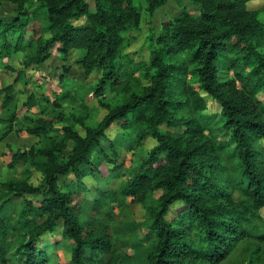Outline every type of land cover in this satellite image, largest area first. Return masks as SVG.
<instances>
[{
    "label": "trees",
    "instance_id": "16d2710c",
    "mask_svg": "<svg viewBox=\"0 0 264 264\" xmlns=\"http://www.w3.org/2000/svg\"><path fill=\"white\" fill-rule=\"evenodd\" d=\"M93 1L92 9L87 0H0L16 7L13 17L0 20V62H7L3 70L14 75L13 84L0 90L5 94L0 143L17 124L16 105L8 112L16 99L14 86L27 85V72L43 66L55 51L63 63L71 54L82 53L78 63L85 74H101L94 90L97 98L109 86L138 83L134 76L143 68L149 81L140 93L129 92L117 107L102 102L108 114L96 127L86 126L87 116L75 119L85 136L62 126L63 135L41 149L12 151L9 160L4 156L8 169L23 165L26 178L9 179L0 188V264H41L45 256L36 245L60 222L71 248L70 264H119L104 235L84 232V198L73 200L74 187L82 192L91 189L82 182L85 177L104 178L103 161L112 160L101 141L108 140L111 147L119 142L107 137L114 126L137 146L151 134L157 144L127 182L117 191L101 192L91 207L101 211L110 201L120 204L129 198L143 205L151 223L148 263L222 264L252 233H263L257 240L264 242V53L260 51L264 24L259 13L248 8L253 0H189L200 15L184 12L152 36L150 68L133 62L120 65L131 44L127 35L141 26L140 4ZM145 1L151 16L168 2ZM30 3L32 10L27 7ZM14 56H21L18 68L8 64ZM201 93L221 104L231 145L219 143L213 121L202 116L208 105ZM69 99L67 92L57 98L56 111ZM84 109L87 115L88 108ZM45 115L27 118L29 136L47 137L55 126L66 123L61 112L52 118ZM163 127L164 133L159 130ZM34 171L43 175L40 187L29 183ZM68 177L75 181L62 186L61 180ZM12 199H21L14 219L25 242L9 256V235L17 230L6 212ZM177 203L184 207L167 220ZM96 256L101 259L95 261Z\"/></svg>",
    "mask_w": 264,
    "mask_h": 264
},
{
    "label": "rangeland",
    "instance_id": "374dc122",
    "mask_svg": "<svg viewBox=\"0 0 264 264\" xmlns=\"http://www.w3.org/2000/svg\"><path fill=\"white\" fill-rule=\"evenodd\" d=\"M91 8H94V1L87 0ZM142 7V22L138 31L128 34L131 44L125 49L123 58L120 60V65H129L131 62L135 64H144L147 68L151 67V43L152 36L159 35L166 24L173 22L184 12L199 16L200 10L189 2V0H168L166 6L160 9L154 16L148 12V5L145 0H136ZM28 10L34 8V4H28ZM15 6L10 3L0 4V20H9L15 15ZM248 8L250 11L259 13V20L264 24V0H253ZM264 53V48L260 50ZM82 53L71 54L68 61L63 63L59 56H55L45 67L44 78L48 79L47 83L43 81L28 82V85L21 87L16 91V102L8 106L12 111L17 110L16 135L12 140V145L7 149L6 160L12 151H27L32 147L41 149L48 145L51 140L57 136L63 135L59 133L62 126L72 127L75 132L85 136V130L78 125H75V119L87 116L85 124L87 127H96L108 114L103 104L117 107L122 104L130 94L129 92L140 93L142 88L149 85L146 76L145 68L135 74L134 78L138 83L131 80L124 87H107L104 96L97 98L94 90L97 88L101 80L100 73H94L87 76L79 65ZM21 56H14L8 61L10 66L18 68V61ZM176 63V61H174ZM7 62H0V69H3ZM66 66V67H65ZM8 79L3 77L0 80L2 89L9 85V79L14 78L11 73L7 74ZM225 79L226 76H221ZM24 85V84H22ZM1 89V90H2ZM70 95V99L61 103V108L56 111L53 102L66 94ZM201 96L207 102L208 109L202 116L209 118L213 134L218 138L221 144H230L232 135L223 127L221 104L214 98L201 93ZM29 97L31 100L29 103ZM16 105V107H14ZM84 106L88 108L86 111ZM52 118L56 112H61L66 116V123L55 126L51 134L47 137L34 138L26 133L28 126L27 118L37 119L41 113ZM3 112L0 118L5 115ZM163 133L166 132V127L159 129ZM107 137L111 140L119 139L113 147L110 146L108 140L101 141V146L104 153L109 156L112 163L103 161L101 166V174L104 178L85 177L82 182L86 184L88 191L73 188L74 203L79 201V196H82L86 201L83 204L82 210H86L81 216V221L84 225V232L90 233L93 236H105V240L111 244V248L116 250L119 259V264H150L148 263V251L151 247L150 240V225L149 214L145 207L141 204H134L132 199L123 200L120 204L113 201L106 203L101 211L93 210L91 203L100 198V193L103 191H117L120 185L129 180L130 172L138 168L144 161L148 160L152 150L156 147L157 138L154 135H149L144 142L137 146L132 143V138L124 133L119 126H114L108 132ZM4 158V157H3ZM9 160V159H8ZM110 170H116L109 173ZM23 168L16 165L14 170L8 169L4 160H0V188L9 179H25ZM73 177L62 179L60 184L65 186L73 181ZM75 181V180H74ZM43 182V175L33 172L29 179V183L34 187H40ZM159 194H157V197ZM28 200L32 197L27 196ZM21 199H12L7 206V214L10 216L11 222L15 225V218L18 215ZM183 204L177 203L167 215V220L174 218L182 208ZM179 214H182L181 212ZM178 216V215H177ZM264 218V209L262 210ZM63 222H60L54 232L45 235L39 240L36 245L37 250H42L45 260L41 264H70L71 248L69 240L64 235L62 227ZM16 231L9 235V256L14 254L16 250L25 241L24 232L19 225ZM263 233H252V237L237 245L236 249L231 254L230 258L222 264H264V242L257 240L258 236ZM20 237V238H19ZM24 237V238H23ZM26 238H28L26 236ZM90 253H88L89 256ZM107 258V257H106ZM99 256L95 257V261L100 260ZM105 260V258H103ZM201 264V263H194Z\"/></svg>",
    "mask_w": 264,
    "mask_h": 264
},
{
    "label": "crops",
    "instance_id": "0c3cea01",
    "mask_svg": "<svg viewBox=\"0 0 264 264\" xmlns=\"http://www.w3.org/2000/svg\"><path fill=\"white\" fill-rule=\"evenodd\" d=\"M76 54H77V52H76ZM58 56V54H57V51H55L54 52V55L52 56V58L47 62V63H45L43 66H41L40 68H38V69H34V70H30V71H28L27 72V76H28V79H29V81L31 82H37V81H43V82H45V83H47V81H49L48 79L46 80V78H44L45 76V74H44V72H45V67L49 64V62L55 57V56ZM44 71V72H43ZM7 71H5V70H3V69H0V80L1 79H3V77H6L7 79H8V77L9 76H7ZM2 81V80H1ZM9 85H12L13 84V81H14V78H12V79H9ZM28 85V84H27ZM23 86H26V85H22V84H18V85H15L14 86V95H15V93H16V91H18L21 87H23ZM2 88H1V86H0V90H1ZM16 97V96H15ZM4 98H5V94H1L0 95V115H2L3 114V110H2V103H3V100H4ZM15 102H16V99H15ZM5 115V114H4ZM16 126V125H15ZM4 128H5V125H4V123H2V120H1V118H0V137L2 136V134H3V131H4ZM17 131H16V128L14 127V132L10 135V136H8L4 141H2L1 143H0V160H4V156H5V154H6V152H7V149L10 147V145H12V140H13V138L15 137V133H16ZM18 151V150H17ZM16 150H15V152H17ZM22 152H24V151H22ZM16 165H18V166H20V167H22V168H24V166L23 165H21V164H16ZM15 165V166H16Z\"/></svg>",
    "mask_w": 264,
    "mask_h": 264
}]
</instances>
